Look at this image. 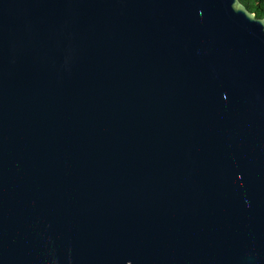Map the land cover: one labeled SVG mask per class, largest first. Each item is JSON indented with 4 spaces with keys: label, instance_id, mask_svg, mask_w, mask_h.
Masks as SVG:
<instances>
[{
    "label": "water",
    "instance_id": "water-1",
    "mask_svg": "<svg viewBox=\"0 0 264 264\" xmlns=\"http://www.w3.org/2000/svg\"><path fill=\"white\" fill-rule=\"evenodd\" d=\"M0 264H264V16L0 0Z\"/></svg>",
    "mask_w": 264,
    "mask_h": 264
},
{
    "label": "trees",
    "instance_id": "trees-1",
    "mask_svg": "<svg viewBox=\"0 0 264 264\" xmlns=\"http://www.w3.org/2000/svg\"><path fill=\"white\" fill-rule=\"evenodd\" d=\"M246 8L254 12L257 17L264 16V0H242Z\"/></svg>",
    "mask_w": 264,
    "mask_h": 264
}]
</instances>
